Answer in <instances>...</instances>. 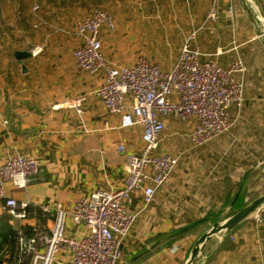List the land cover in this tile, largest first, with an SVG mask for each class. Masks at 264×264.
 <instances>
[{
  "label": "crops",
  "instance_id": "obj_1",
  "mask_svg": "<svg viewBox=\"0 0 264 264\" xmlns=\"http://www.w3.org/2000/svg\"><path fill=\"white\" fill-rule=\"evenodd\" d=\"M98 6L115 22L113 30L99 33L102 53L112 64L130 66L142 57L168 72L188 40L201 61L221 68L241 61L245 67L235 74L243 84V103L228 110L231 128L212 141L191 144L193 118L159 116L164 131L157 152L177 157V166L148 206L142 192L126 206L136 218L118 264H184L214 223L264 194V47L257 37L264 27V0H0V164L22 154L43 170V179L24 189L6 183L7 198L35 208L58 202L70 209L90 192L120 187L126 155L143 148L142 128L121 127L120 116L95 96L103 74L83 72L73 59L80 45L75 26ZM212 8L217 18L207 22ZM17 52L29 56L19 59ZM163 57L174 59H156ZM124 104L129 110V95ZM120 144L124 153L117 151ZM39 224L13 219L0 199L4 251H12L10 234ZM67 233L78 238L83 228L69 224ZM0 264H6L1 257ZM196 264H264V205L213 236Z\"/></svg>",
  "mask_w": 264,
  "mask_h": 264
},
{
  "label": "built area",
  "instance_id": "obj_2",
  "mask_svg": "<svg viewBox=\"0 0 264 264\" xmlns=\"http://www.w3.org/2000/svg\"><path fill=\"white\" fill-rule=\"evenodd\" d=\"M216 18L217 12L212 8L207 22ZM114 27L109 13L92 9L75 26L80 45L73 51V59L81 71L103 74V84L94 91L95 96L109 113L120 116L121 127L142 128L143 148L137 154L126 155L125 177L120 187L90 192L70 209L58 202L35 208L29 201L7 198L6 183L24 189L41 181L43 170L38 160L22 154H14L0 164L4 211L18 221L33 218L40 223L32 226L29 234L22 229L15 231L12 251L4 253L7 264H118L121 244L136 218V214L126 210L132 195L142 192L143 204L148 206L155 190L165 184L178 163L177 157L157 152L164 131L159 116L171 115L181 122L195 119L188 137L193 146L199 147L226 133L232 126L228 110L243 103V84L235 79V74L245 72L241 61L231 62L227 68L201 61L202 54L191 48L187 40L168 72L142 57L130 66L115 65L105 60L99 40L103 28ZM262 31L264 34V27ZM38 52L34 49L32 54ZM128 95L131 105L126 110ZM75 110L80 114L79 104ZM117 151L124 153V146L118 145ZM47 224L50 236L45 235ZM69 224L82 227V236H70ZM59 254L62 259L58 261Z\"/></svg>",
  "mask_w": 264,
  "mask_h": 264
},
{
  "label": "water",
  "instance_id": "obj_3",
  "mask_svg": "<svg viewBox=\"0 0 264 264\" xmlns=\"http://www.w3.org/2000/svg\"><path fill=\"white\" fill-rule=\"evenodd\" d=\"M244 10L246 14L250 17V19H254L253 15L251 14L250 10L244 5ZM257 37L261 40L262 45L264 47V34L261 29L257 30ZM15 56L19 59L28 57L29 53L27 52H17ZM264 205V194L247 206L233 214L232 216L228 217L224 221L220 223H214L202 236L197 240L193 249L191 250L190 256L184 264H196V262L200 259L203 254L205 244L215 235L221 232H227L231 230L234 226H236L239 222L243 219L257 211Z\"/></svg>",
  "mask_w": 264,
  "mask_h": 264
},
{
  "label": "trees",
  "instance_id": "obj_4",
  "mask_svg": "<svg viewBox=\"0 0 264 264\" xmlns=\"http://www.w3.org/2000/svg\"><path fill=\"white\" fill-rule=\"evenodd\" d=\"M260 195V193H257L256 195H254V197H252V198H250V200L247 202V204L249 203V202H251L254 198H256L257 196H259ZM243 208V206H241V207H239L238 206V208H236L234 211H232L231 212V214H234V213H236V212H238L240 209H242ZM23 232H25V233H27V234H29V233H31L32 231L31 230H22ZM14 238H15V234H10L9 235V242L11 243V244H13V246H14ZM13 248V247H12ZM7 251H4V249H3V247L2 246H0V257H1V260H2V262H5V259H4V253H6ZM8 253H10V252H8ZM6 263V262H5ZM7 264V263H6Z\"/></svg>",
  "mask_w": 264,
  "mask_h": 264
},
{
  "label": "rangeland",
  "instance_id": "obj_5",
  "mask_svg": "<svg viewBox=\"0 0 264 264\" xmlns=\"http://www.w3.org/2000/svg\"><path fill=\"white\" fill-rule=\"evenodd\" d=\"M38 3V2H37ZM100 9H103L102 7L98 6ZM151 59H154V58H151ZM156 59H159V60H163V62L165 63H169L171 62L174 58L172 57H163V58H156Z\"/></svg>",
  "mask_w": 264,
  "mask_h": 264
}]
</instances>
